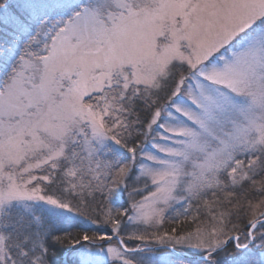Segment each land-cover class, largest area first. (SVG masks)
<instances>
[{
  "label": "snow or ice",
  "instance_id": "6c2138e0",
  "mask_svg": "<svg viewBox=\"0 0 264 264\" xmlns=\"http://www.w3.org/2000/svg\"><path fill=\"white\" fill-rule=\"evenodd\" d=\"M0 264H264V0H0Z\"/></svg>",
  "mask_w": 264,
  "mask_h": 264
}]
</instances>
